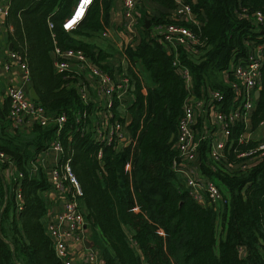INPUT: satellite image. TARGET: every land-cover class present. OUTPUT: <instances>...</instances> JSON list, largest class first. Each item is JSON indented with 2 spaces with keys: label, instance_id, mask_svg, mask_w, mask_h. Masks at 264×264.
<instances>
[{
  "label": "trees",
  "instance_id": "16d2710c",
  "mask_svg": "<svg viewBox=\"0 0 264 264\" xmlns=\"http://www.w3.org/2000/svg\"><path fill=\"white\" fill-rule=\"evenodd\" d=\"M151 1L157 8L145 14L149 26L142 22L137 43L124 50L130 62H141L151 84L131 74L133 98L126 106L131 143L115 148L95 137L96 111L90 102L82 103L77 91L85 76L58 73L52 66L56 57L52 50L57 47L81 49L92 63L106 68L99 62L105 58L103 50L84 39L108 26L113 0H93L67 31L61 22L74 0H8L3 22L10 27V51L24 62L36 102L49 123L34 122L25 131L11 127L9 102L0 91V151L21 175L14 181L22 198V208L16 211L14 184H2L0 163V264H62L43 222L49 183L36 159L52 139L61 145L59 163L67 160L79 184L86 219L100 234L96 245L104 264H264V155L250 161L245 171L238 170L241 159L234 156L251 148L253 141L234 143L224 153L221 168L206 172L227 196L217 209L195 202L170 169L175 157L173 135L185 96L181 66L187 68L198 94L217 72L246 55L245 40L261 43L260 90L252 125L264 117V36L249 17L255 10L264 11V0L182 1L197 23L177 22L190 28L199 45L197 54L181 51L177 66L171 65L170 55L151 34L154 25L172 21L169 16L176 1ZM242 8L246 17L238 16ZM118 103L113 100L108 122L124 119L115 111ZM60 115L64 121L57 129L52 120ZM231 129L234 138L241 125Z\"/></svg>",
  "mask_w": 264,
  "mask_h": 264
},
{
  "label": "built area",
  "instance_id": "2783aa9c",
  "mask_svg": "<svg viewBox=\"0 0 264 264\" xmlns=\"http://www.w3.org/2000/svg\"><path fill=\"white\" fill-rule=\"evenodd\" d=\"M8 1V0H5ZM93 0H74L70 12L61 22V28L65 31L71 30L84 16L86 9ZM136 0H122V14L129 17L133 13ZM3 15L6 13V4ZM238 16L246 17L245 9H240ZM251 21L257 26L264 36V11L255 10L249 14ZM75 19L71 22V19ZM171 22L156 24L152 27L151 34L157 36L166 54L171 57V65L180 64L179 56L181 51L188 53H198L199 41L195 34L184 24L177 21L189 23L192 21V12L188 4L181 0L177 1L171 10ZM48 26H51L48 23ZM102 35L109 32L102 30ZM247 52L244 57H239L235 62L224 70L225 80L229 92L226 97L221 89L203 86L205 92H193V84L190 74L185 66H181L180 76L183 79L185 96L181 104V113L177 118L175 134L171 148L175 151V157L171 160L170 169L176 175H183L182 185L188 195L200 205H210L217 209L227 201V196L220 192L216 183L207 177V171H215L220 167V162L224 160V153L233 147L234 143H246L251 140V133L243 129L236 137H232L231 127L233 123H239L246 127L251 111L255 106V93L260 89V69L263 61V45L253 44L245 40ZM52 66L55 72L82 73L90 76L95 82L97 92L101 95L98 102L90 98L86 93V83L81 82L77 86V91L82 103H91L96 112L103 111V114L95 123L96 139L104 141L106 144L113 143L115 148H121L131 143V137L127 133V121L113 120L111 117L113 100L119 103L126 97L131 96L130 78L125 74H120L117 78L94 63L81 49L59 50L54 47ZM9 60L14 61L20 68L26 70L24 62L20 56L8 50L6 53ZM5 68L9 66L4 63ZM8 99L7 117L11 127H17L22 123L23 118L28 117L33 122L41 126L46 125L49 119L45 116L43 109L38 103L26 95L19 86H10L7 89ZM95 112V113H96ZM64 121V116L60 115L52 123L57 129ZM258 126L264 127V117L258 122ZM221 135L218 137L217 131ZM254 145L245 150L236 152L234 156L240 158L237 165L238 170L245 171L249 162L258 160L264 155V133L254 139ZM59 141L53 139L49 142L45 151L61 153ZM99 157V151L97 152ZM60 159V158H59ZM53 163L45 167L49 192L53 194V200H59L62 207L55 212L51 218L45 219V230L52 240L54 253L62 264H70V254L64 236H72L74 243H80L84 236L82 227L85 223L84 214L79 206L81 190L78 182L70 171L67 160ZM0 163L4 170L10 169L16 174V178L21 175L15 170L7 155L0 151ZM40 164V162H39ZM200 170H199V169ZM18 185V183H16ZM14 209L19 211L22 208V198L19 192V185L13 190ZM65 222L66 226L61 227ZM239 251L242 248H238ZM243 253V251H240ZM101 255L95 248L87 247V257L85 264H104Z\"/></svg>",
  "mask_w": 264,
  "mask_h": 264
},
{
  "label": "crops",
  "instance_id": "0c3cea01",
  "mask_svg": "<svg viewBox=\"0 0 264 264\" xmlns=\"http://www.w3.org/2000/svg\"><path fill=\"white\" fill-rule=\"evenodd\" d=\"M176 2L179 0H175ZM184 1V0H181ZM5 8V0H0V91L2 92L3 96H6L7 89L10 86H19L23 89L24 93L28 95V90L32 85L30 83V78L27 75V72L20 68L14 61L9 60L6 53L10 48L8 49V46L10 45L7 40V34L10 30L9 26H6L3 22V13L1 10H4ZM153 8H157L155 3H153L151 0H136L135 5L133 8V17L131 18L130 23L125 21V17L122 14V0H113V4L109 9V19H108V26L104 27L102 29L103 31L106 30L109 32L107 35H102V31L97 33L92 39L85 38V41L93 42L94 49L100 48L105 53V58L103 60H100V64L105 65L107 72L111 75L113 78H117L120 74H125L130 78V85L132 88V76L131 74L138 77L143 83L150 85V80L148 78L147 72L144 70L141 62L139 60H134L133 62H130L127 57L124 54V50L126 47L130 46L131 48L134 46V44L137 43L141 27V23L146 19V13H152ZM196 16L194 13H192V21L188 24H196L197 20L195 18ZM149 26L148 25L146 27ZM128 30L131 31V36H126L128 34ZM120 33H122V36H120ZM152 33V32H151ZM119 36V37H117ZM8 62L9 66L5 68L4 63ZM235 61H231L226 68H228L230 65H232ZM225 69L221 70L219 72V78L213 77V80L209 83L208 87H213L215 85L216 89H221L226 97L227 102V93L229 92V89L226 85L225 80ZM85 85H86V93L87 95L97 100L98 102L101 100V95L97 92V89L95 87V82L93 78L90 76H85ZM217 85V86H216ZM205 86V85H204ZM207 86V85H206ZM260 90V89H259ZM198 91H202L204 93L206 90L203 86H201ZM193 92L195 93V90L193 88ZM255 95V94H254ZM29 96V95H28ZM97 98V99H96ZM132 95L126 97L122 102L118 103L115 106V111L118 113L119 117L124 116L126 119V115L128 114L126 111V106L128 103L132 101ZM257 99V98H256ZM127 103V104H124ZM255 109V106H254ZM254 109L250 113V117L248 118V123H246V127H243V125L239 123H233L232 127L237 124L241 125V132L243 129H247L251 133V141H254V139L261 133H264V127L258 126V123L256 125H252L251 123V116L254 111ZM103 114V111L99 109L98 112L95 113V117L98 119ZM34 123L30 118L25 117L22 120V123L17 126L19 130H28L31 124ZM49 123V122H48ZM47 123V124H48ZM38 124V123H37ZM46 124V125H47ZM45 126V125H44ZM231 127V128H232ZM245 129V130H246ZM232 132L234 129H231ZM218 137L221 135L219 133V130L217 131ZM53 140V139H52ZM61 153H55L53 151H43L37 154L36 159L38 163L40 162L41 166H43V161L45 162L46 166H49L53 163H56L58 159L60 158ZM45 166V167H46ZM43 166V168L45 169ZM199 169V168H198ZM200 170V169H199ZM173 172V171H172ZM174 173V172H173ZM175 174V173H174ZM2 177L4 178L5 183L9 184V186H12L14 184V188L18 185H15L14 179L16 178V174L11 171L10 169L4 170ZM176 177L179 178L182 181L184 180L183 175H179L176 173ZM12 183V184H11ZM11 184V185H10ZM13 187V186H12ZM13 188V189H14ZM225 195V192L222 191ZM48 196V207L46 209V213L44 215V226H45V219L51 218V216L58 212L61 207L62 203L61 201L53 200V194L49 191L46 192ZM226 196V195H225ZM80 202V200H79ZM79 206H82L81 202ZM82 211V210H81ZM82 213L85 214V211H82ZM66 226L65 222L61 223V227L63 228ZM95 230H93V226L90 225L89 221L85 217V223L82 227L83 232V240L80 243H74L72 241V236L66 235L64 236V241L66 242L67 248L69 250L70 254V264H85V260L87 257V247L91 246L95 248L98 254H100V250L96 245V238Z\"/></svg>",
  "mask_w": 264,
  "mask_h": 264
},
{
  "label": "water",
  "instance_id": "95a60500",
  "mask_svg": "<svg viewBox=\"0 0 264 264\" xmlns=\"http://www.w3.org/2000/svg\"><path fill=\"white\" fill-rule=\"evenodd\" d=\"M7 3H8V1H5V4H7ZM144 25H145V27L148 25V21H147V20L144 21ZM9 48H10V45L8 46V49H9ZM28 95H29V97L32 98L33 100L37 101L38 97H37L36 93L34 92L33 88H31V87L29 88V90H28ZM258 95H259V91L255 93V98H257ZM129 119H130V115L127 114V115H126V120L129 121ZM171 138H172V135H171L170 139H171ZM42 163H43V166L45 167V166H46V165H45V162L43 161ZM0 174H1V173H0ZM0 176H1V175H0ZM2 184L4 185V180H3V178H2ZM1 211H2V207L0 208V217H1ZM0 237H1V234H0ZM12 254H13V253H11V255H12ZM12 257H13V255H12ZM13 259H14V257H13Z\"/></svg>",
  "mask_w": 264,
  "mask_h": 264
},
{
  "label": "rangeland",
  "instance_id": "374dc122",
  "mask_svg": "<svg viewBox=\"0 0 264 264\" xmlns=\"http://www.w3.org/2000/svg\"><path fill=\"white\" fill-rule=\"evenodd\" d=\"M132 17H133V14H131L129 17H125L124 19H125L126 22H129V23H130ZM130 33H131V31L128 30V34H129V35L126 34V36H131ZM120 36H122V33H120ZM117 37H119V36H117ZM215 77L219 78V72H217V73L215 74ZM124 104H127V103H124ZM128 104H129V103H128ZM213 182L216 183V184H218L217 181H215V180H213ZM218 185H219V184H218ZM81 210L84 211V209H83L82 206H81ZM95 229H96V228L93 227V230H95ZM217 229H219V228L217 227ZM216 233H217V237H218V232H216ZM95 235H96L97 237H100V234H99L97 231H95ZM100 257H101V256H100Z\"/></svg>",
  "mask_w": 264,
  "mask_h": 264
},
{
  "label": "bare ground",
  "instance_id": "6f19581e",
  "mask_svg": "<svg viewBox=\"0 0 264 264\" xmlns=\"http://www.w3.org/2000/svg\"><path fill=\"white\" fill-rule=\"evenodd\" d=\"M72 20H75L74 18L73 19H71V22H72Z\"/></svg>",
  "mask_w": 264,
  "mask_h": 264
}]
</instances>
